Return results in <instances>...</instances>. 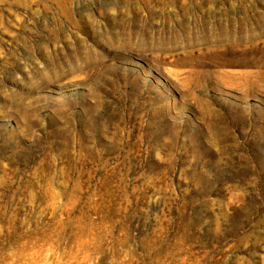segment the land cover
Returning a JSON list of instances; mask_svg holds the SVG:
<instances>
[{"label": "rangeland", "instance_id": "1", "mask_svg": "<svg viewBox=\"0 0 264 264\" xmlns=\"http://www.w3.org/2000/svg\"><path fill=\"white\" fill-rule=\"evenodd\" d=\"M0 264H264V0H0Z\"/></svg>", "mask_w": 264, "mask_h": 264}]
</instances>
